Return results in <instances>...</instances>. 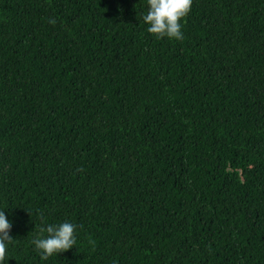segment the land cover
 Masks as SVG:
<instances>
[{"label": "trees", "instance_id": "trees-1", "mask_svg": "<svg viewBox=\"0 0 264 264\" xmlns=\"http://www.w3.org/2000/svg\"><path fill=\"white\" fill-rule=\"evenodd\" d=\"M148 8L0 0L4 264H264V0H193L182 40Z\"/></svg>", "mask_w": 264, "mask_h": 264}, {"label": "clouds", "instance_id": "clouds-1", "mask_svg": "<svg viewBox=\"0 0 264 264\" xmlns=\"http://www.w3.org/2000/svg\"><path fill=\"white\" fill-rule=\"evenodd\" d=\"M149 8L143 16V21L149 25L147 31L157 38L183 39L181 21L191 11L193 0H147ZM55 24L56 20L50 19ZM76 225L65 221L58 225L48 224L40 231H46V238H36L32 244L40 251L41 258L47 260L54 254L66 252L76 244ZM12 222L8 220L5 211L0 210V264H4L7 256L8 243Z\"/></svg>", "mask_w": 264, "mask_h": 264}]
</instances>
